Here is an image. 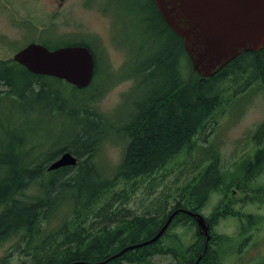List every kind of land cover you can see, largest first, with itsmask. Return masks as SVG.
Returning a JSON list of instances; mask_svg holds the SVG:
<instances>
[{
	"label": "trees",
	"instance_id": "1",
	"mask_svg": "<svg viewBox=\"0 0 264 264\" xmlns=\"http://www.w3.org/2000/svg\"><path fill=\"white\" fill-rule=\"evenodd\" d=\"M150 1L162 26L163 43L157 55H147L143 62L128 52L126 68L132 71L126 77L129 76L134 85L130 95L140 93L138 90L144 87L145 93H140L142 95L138 98L145 102L139 101L131 120L118 130V136L128 141L111 173L94 161L100 159L99 153L104 145L117 141L107 130L114 121L111 118L114 115L102 113L96 106L105 89L99 93L96 90L99 57L91 45L84 41L73 43L86 44L94 57L93 78L84 89H76L55 78L35 75L0 61V106L4 105L7 111L0 113V243L20 236L26 250H29L32 242L43 232L50 233L57 240L63 235L54 248L50 246L53 252L47 257L42 256L45 258L36 264H69L79 260L99 262L127 245L146 241L158 231L165 215L163 212L132 217L124 215L116 219L119 212L109 214L105 207L96 213L93 207L119 181L149 177L190 148L200 128L206 130L211 124H216L215 116L221 110L217 108L228 106L230 100L234 102L230 89L237 84L240 91L235 90L236 94L257 83L264 96V44L258 51L239 54L212 77L202 78L192 71L190 77L185 78L181 66L185 61L189 65L190 62L182 39L165 25L153 1ZM29 114L39 117L33 118L39 121L37 128L46 124L49 131L44 143L31 140L30 133H24L30 129ZM6 125L13 128L8 129ZM261 134L262 129L259 128L254 135L259 143L251 152L247 151V158L236 170L241 177L264 169ZM214 143H209L212 150L205 151L203 155L188 154L193 159L198 155V160L209 164L184 188L169 213L180 208L193 213L198 211L208 194L224 185L225 174L221 173L217 161L225 167L226 161L221 160L212 145ZM65 151L77 157L76 166L48 171V165ZM72 168L74 171L68 174ZM44 170L48 173L43 174ZM31 184L36 186V192L28 195L26 191ZM101 212L109 214L101 225L92 220L88 228H82L95 213L93 219H102ZM216 215L212 216V224ZM57 216L65 219L62 228H50L48 221ZM221 216L225 217L222 213ZM181 218L193 223L180 213L173 218L172 225ZM116 221V228L110 229L109 224ZM164 245L165 242L159 240L152 247L156 246L162 252ZM166 247L178 250L176 254L183 261L191 250L200 254L203 249L201 242L181 249L175 242ZM151 250L154 251L151 248L134 249L105 264H123L126 259L144 263ZM37 251L40 253L42 250ZM205 257L199 264H203ZM256 258L251 257L259 261V256ZM3 260L4 257L0 264ZM260 261L264 262V257Z\"/></svg>",
	"mask_w": 264,
	"mask_h": 264
},
{
	"label": "rangeland",
	"instance_id": "2",
	"mask_svg": "<svg viewBox=\"0 0 264 264\" xmlns=\"http://www.w3.org/2000/svg\"><path fill=\"white\" fill-rule=\"evenodd\" d=\"M53 1L7 0L5 3L9 9L4 7V1L1 2L0 39L3 38L4 43L7 42V44H4V48L3 45L0 47V59H10L15 48L21 45L22 41H29L33 38L31 32H24L18 27L12 26L8 22L9 17H28L30 21L28 29H30L29 27L37 20L47 21L46 11H51ZM62 17L61 32H58L55 25L54 30L50 27L48 31H45L49 44L52 46L67 45L71 44L73 39L74 41L81 40L90 44L99 57L100 73L96 90L98 93L105 90L98 98L96 106L100 112L114 115L111 117L114 121L109 124L107 130L113 134L112 138L117 142L104 145L99 153L100 159L97 158L94 161L101 165L100 167L106 172L111 173L120 161L121 152L128 141L124 137L118 136L120 134L118 130L128 124L137 105L140 102H145L138 98L145 93L144 87L138 90L142 94L130 95L134 85L133 80L129 76L126 77L132 71L126 68L129 54L133 57L138 56L141 62L145 60L147 55H157L163 43L162 26L154 13L150 0H64ZM58 34L63 35L58 36ZM107 71L111 72L112 76L107 74ZM181 71L185 78L190 77L192 69L187 61L182 63ZM250 88L256 89L259 88V85L253 83L247 90L240 93L243 101L235 100L233 102L230 100L227 102L228 106L222 107L220 105L217 109L221 110L215 116L216 124H211L206 130L204 127L200 128L190 144V148L175 156L165 167L157 170L149 177L137 178L127 182L119 181L93 207L94 212L98 213L101 208L105 207L109 214L124 209L119 219L124 215L129 217V214L132 216L161 212L167 214L175 205L179 195L184 192V188L191 184L199 172L209 164L198 160V155H194L195 159H193L188 154L203 155L205 151L212 150L209 143L215 142L212 145H214L221 160L226 161L227 168L217 161V165H219L221 173L225 174L226 180L223 186L208 194L206 200H210L208 201L209 204L200 209V212L206 217L210 216L213 208L221 209L225 216H217L215 224L212 226L215 234V242H212L210 247L211 252L215 254L212 255L213 264H219L216 259L221 255L232 256L231 258L234 259L221 257L219 258L220 264H264L260 261L264 257V169H257L251 175L242 177L236 171L247 158V151L251 152L254 146L259 143L258 137H254L259 128L262 129L260 142L264 145V126H262L264 122V99L256 90H251L246 94ZM135 103L137 104L135 105ZM1 112H7L4 105L0 106ZM29 115L31 122L28 127L30 129L24 133H30L31 140L36 139L44 143L48 137L46 133L49 131L46 124L37 128L39 121L33 120V118L39 117L34 114ZM11 127L12 125H6L8 129ZM210 130H213L212 133ZM73 171L72 168L67 173L71 174ZM47 173L48 171L44 170L43 174ZM233 190L235 193H232ZM35 192L36 186L34 184H31L26 191L28 195ZM216 192L219 193L216 194V202H213L215 199L211 200L212 195ZM101 214L102 219L98 221L93 219L94 215H92L82 228H88L92 220L101 225L105 221L104 217L109 216L105 212H101ZM236 219L241 223L239 230L235 226ZM64 220L58 216L53 217L48 221V226L53 229L62 228ZM183 220L181 218L175 222L171 229V235L164 238L165 245L162 247L166 251L173 250L166 246L172 244L175 237L183 244V248L198 242L196 237L190 240L185 238L188 241L183 240L185 237L184 230L191 222L189 220L182 222ZM258 226H260L259 231L254 232H258L259 237H256L257 235L254 237L253 230L248 232V229ZM70 228L72 227L70 226ZM235 233L239 239L234 235ZM217 235L226 236L229 238L227 243H232L223 245ZM253 237L256 239L252 240ZM20 238V236H14L11 240L0 243V259L4 257L3 264H36L38 260L44 259L53 252L52 248L62 240L63 235H60L57 240L54 236H50V233L43 232L32 242L29 250H26V244ZM44 239L47 241L45 242ZM37 250H42L40 251L42 255ZM166 251L149 257L144 263H135V260L126 259L123 264L184 263L181 257H172ZM130 255L133 256V254ZM42 256L45 257L42 258ZM249 256L253 258L259 256V261H254Z\"/></svg>",
	"mask_w": 264,
	"mask_h": 264
},
{
	"label": "water",
	"instance_id": "3",
	"mask_svg": "<svg viewBox=\"0 0 264 264\" xmlns=\"http://www.w3.org/2000/svg\"><path fill=\"white\" fill-rule=\"evenodd\" d=\"M166 25L182 38L192 68L203 77L214 75L241 52L256 51L264 43V0H153ZM13 60L28 71L64 80L77 89L93 77L94 60L84 46L48 50L29 44ZM62 155L51 168L74 164ZM194 216V215H192ZM204 232L205 222L195 218Z\"/></svg>",
	"mask_w": 264,
	"mask_h": 264
},
{
	"label": "flooded vegetation",
	"instance_id": "4",
	"mask_svg": "<svg viewBox=\"0 0 264 264\" xmlns=\"http://www.w3.org/2000/svg\"><path fill=\"white\" fill-rule=\"evenodd\" d=\"M2 1H4L3 2L4 7L6 9H9V6H7L6 3H5V2H7V0H0V4H1ZM52 5H53V7H51V11L50 12H47L46 11V20L47 21L44 22L43 20H37L36 23L34 22V24L31 25V27H29L30 29H28L29 22H30L28 17H19V18L14 17V16L13 17H9L10 20L8 22L12 26L18 27L21 31H24V32H26V31L31 32L33 34L32 35L33 38L30 39L29 41H22V44L19 45L17 48H15L14 53L11 55V58L10 59H7V60L6 59H0V61L6 62L8 66H17V67H19V68L22 69L23 67L21 65H19L18 63L14 62L12 60V57L14 56V54H16L18 51H20L25 46H27L28 44H31V43H36V44L42 45L44 47H51V45L48 42V38H47V35L45 34V31H48L50 27L53 28V30H54V25L57 27L58 32H61L62 31V25H63V17L62 16H63L64 0H54L52 2ZM61 35H63V34H58V36H61ZM4 44H7V42L4 43L3 38H1L0 39V47H1V45H3V48H4ZM52 47H55V46H52ZM180 209H182V208H180ZM180 209L175 210V211H178V212H177L176 215L173 216V218L175 216H177L178 214L182 213V214H185L187 217H189L192 220V216H190L189 214L185 213L184 211H180ZM182 210H185V209H182ZM122 211H124V209L120 210L118 216L115 217L116 219H119V216H120V214H121ZM175 211H173V212H175ZM186 211H188V210H186ZM107 212H108V210H107ZM188 212H190V211H188ZM172 213H169L168 212L167 214H165L166 215V218H165V215H164V218L161 219L162 220V223L159 226L158 231L162 228V226L166 222V219ZM129 217H132V215L129 214ZM173 218H172V220H173ZM117 222L118 221L114 222V224H109V227H111L110 229L116 228V223ZM172 226L173 225L170 222L169 225L167 226V228L162 233V235L155 242H153L151 244H148L146 246H143V247L136 248V249H140V248L150 249L151 248V249L154 250V251L151 250L149 253H147L145 259H148L149 257L158 254L159 253L158 250L160 248H158L156 246L154 248V247H152V245L154 243H156L157 241L164 240V238H166L167 236L171 235ZM212 226H213L212 224H208V229L206 231V234L204 233L202 236L199 234V232H197L199 235L195 236L196 237V240H198V242H201V244L203 245V247H202L203 249H202V251H201L200 254H195V252L190 249L193 252H191V251L189 252L190 255H188V258L184 257V264H199V262L205 256L206 257H205V260H204L203 264H205V263H207V264H213L214 263V258H213L212 255H215V254L212 253L211 250H210V247H211L212 242H215V234L213 233ZM187 228L188 227H186V229L184 231H186ZM156 233L154 232L152 235H150L147 238V240L149 238H151L152 236H154ZM206 239H207V241H206ZM174 242H175V245L178 246L180 249H181V247H183L182 246L183 244L181 242H179L178 238L175 237L174 238ZM180 244H182V245H180ZM205 244H206V248H205V251H204ZM175 249H177V248H175ZM163 251L165 252L166 250H163ZM176 252H179V251L178 250H167L166 251V253L169 254V255H171L172 257L179 258L180 256L177 255Z\"/></svg>",
	"mask_w": 264,
	"mask_h": 264
},
{
	"label": "bare ground",
	"instance_id": "5",
	"mask_svg": "<svg viewBox=\"0 0 264 264\" xmlns=\"http://www.w3.org/2000/svg\"><path fill=\"white\" fill-rule=\"evenodd\" d=\"M241 54V53H239ZM238 54V55H239ZM221 69V68H220ZM219 69V70H220ZM68 155L70 158H73L75 160L74 164H66L64 166H59V167H56V168H51L50 169V165H52V163L56 162L57 160H59L61 158L62 155ZM77 164V157L73 154H71L70 152L68 151H65L63 153H61V155H59V157H57L55 160H53L47 167V170L50 171V170H55V169H58V168H61V167H74L76 166ZM180 211H184L185 213L189 214L190 216L193 215L192 212H188L186 210H182L180 209ZM178 211H175L173 212L171 215H169V217L166 219V222L165 224L162 226V228L154 235L152 236L151 238H149L148 240L146 241H142V242H139V243H135V244H131V245H127L126 247H124L123 249H121L118 253L112 255L110 258H107L106 260H103V261H99V262H87V261H84V260H79V261H73L69 264H105L107 261H110L111 259H114L116 257H119L121 256L122 254L128 252V251H131V250H134L136 248H139V247H143V246H146L148 244H151L153 242H155L161 235L162 233L164 232V230L167 228V226L169 225V223L172 221V218L174 215L177 214ZM205 230H204V233L206 234V231L208 229V224L205 225ZM208 239V238H207ZM206 239V241H207ZM205 248H206V244L204 246V251H205Z\"/></svg>",
	"mask_w": 264,
	"mask_h": 264
}]
</instances>
